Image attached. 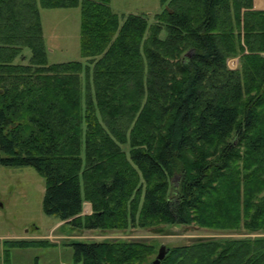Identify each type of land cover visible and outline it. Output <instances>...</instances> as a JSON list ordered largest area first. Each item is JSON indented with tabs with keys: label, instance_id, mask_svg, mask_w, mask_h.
<instances>
[{
	"label": "trees",
	"instance_id": "trees-1",
	"mask_svg": "<svg viewBox=\"0 0 264 264\" xmlns=\"http://www.w3.org/2000/svg\"><path fill=\"white\" fill-rule=\"evenodd\" d=\"M161 1L149 23L110 0H0V165L33 167L44 213L72 229L264 232V0ZM39 6H80L84 82L82 62L47 63ZM65 246L71 264L158 252L120 238ZM165 247L159 264H264V236Z\"/></svg>",
	"mask_w": 264,
	"mask_h": 264
},
{
	"label": "rangeland",
	"instance_id": "rangeland-1",
	"mask_svg": "<svg viewBox=\"0 0 264 264\" xmlns=\"http://www.w3.org/2000/svg\"><path fill=\"white\" fill-rule=\"evenodd\" d=\"M110 7L120 18L130 13H138L146 16L148 22L152 23L153 16L160 13L165 8V4L161 0H110ZM39 13L44 44L47 49V63L82 62L84 82L87 62L80 49V6H39ZM164 36L165 32L162 31L160 37ZM24 54L26 58L23 61L26 62L30 50L24 48ZM16 61H22V59L18 57ZM227 64L229 67L235 68L237 58L229 59ZM89 69L91 72L90 66ZM123 148L127 150L126 146ZM43 195L44 178L33 167L0 165V234H26L32 237L25 238L34 239V245L28 247L17 248L6 245L5 264H35L37 261L39 264H56L60 259L70 261L72 248L65 246L69 240L116 238L145 240L155 245L157 252L162 244L173 247L188 244L192 239L200 237L264 236V232L246 233L244 230L232 232L201 228L193 224L170 225L164 222L154 223L146 228H129L125 232L72 229L55 216L44 213ZM86 206L82 209V214L88 212ZM38 240H45L50 246L40 247L37 243L35 244ZM3 261V252L2 254L0 252V264H3Z\"/></svg>",
	"mask_w": 264,
	"mask_h": 264
},
{
	"label": "crops",
	"instance_id": "crops-1",
	"mask_svg": "<svg viewBox=\"0 0 264 264\" xmlns=\"http://www.w3.org/2000/svg\"><path fill=\"white\" fill-rule=\"evenodd\" d=\"M88 207V214L91 212V206L89 203L86 204ZM85 211V210H84ZM25 237H28V238H31L32 236L31 235H26V234H16V233H6V234H0V252L2 254L3 252V258L6 256V253H5V247L6 245H9V243L12 241V240H34V239H28V238H25ZM39 241V240H38ZM56 245V244H54ZM19 248V247H17ZM8 255V253H7ZM58 260V259H57ZM3 264H4V261H3ZM56 264H71V259L70 261L69 260H64V259H60L56 262Z\"/></svg>",
	"mask_w": 264,
	"mask_h": 264
},
{
	"label": "water",
	"instance_id": "water-1",
	"mask_svg": "<svg viewBox=\"0 0 264 264\" xmlns=\"http://www.w3.org/2000/svg\"><path fill=\"white\" fill-rule=\"evenodd\" d=\"M165 253H166V247L165 245L162 244L159 246L155 258L149 264H159L160 260L164 257Z\"/></svg>",
	"mask_w": 264,
	"mask_h": 264
},
{
	"label": "built area",
	"instance_id": "built-area-1",
	"mask_svg": "<svg viewBox=\"0 0 264 264\" xmlns=\"http://www.w3.org/2000/svg\"><path fill=\"white\" fill-rule=\"evenodd\" d=\"M83 208H85V206Z\"/></svg>",
	"mask_w": 264,
	"mask_h": 264
},
{
	"label": "bare ground",
	"instance_id": "bare-ground-1",
	"mask_svg": "<svg viewBox=\"0 0 264 264\" xmlns=\"http://www.w3.org/2000/svg\"><path fill=\"white\" fill-rule=\"evenodd\" d=\"M233 61V60H232Z\"/></svg>",
	"mask_w": 264,
	"mask_h": 264
}]
</instances>
